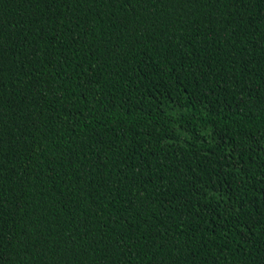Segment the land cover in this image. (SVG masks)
<instances>
[{"label":"trees","instance_id":"trees-1","mask_svg":"<svg viewBox=\"0 0 264 264\" xmlns=\"http://www.w3.org/2000/svg\"><path fill=\"white\" fill-rule=\"evenodd\" d=\"M0 264H264V0H0Z\"/></svg>","mask_w":264,"mask_h":264}]
</instances>
